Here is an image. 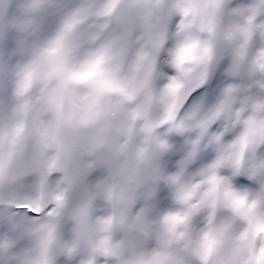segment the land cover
Returning a JSON list of instances; mask_svg holds the SVG:
<instances>
[{"label": "clouds", "instance_id": "clouds-1", "mask_svg": "<svg viewBox=\"0 0 264 264\" xmlns=\"http://www.w3.org/2000/svg\"><path fill=\"white\" fill-rule=\"evenodd\" d=\"M0 264H264V0H0Z\"/></svg>", "mask_w": 264, "mask_h": 264}]
</instances>
